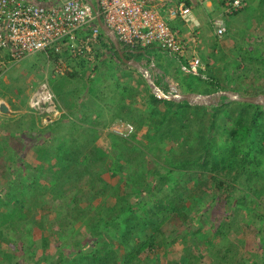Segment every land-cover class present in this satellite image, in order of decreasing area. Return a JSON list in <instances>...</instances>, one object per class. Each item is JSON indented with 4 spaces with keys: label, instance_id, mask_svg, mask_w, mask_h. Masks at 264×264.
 Masks as SVG:
<instances>
[{
    "label": "rangeland",
    "instance_id": "rangeland-1",
    "mask_svg": "<svg viewBox=\"0 0 264 264\" xmlns=\"http://www.w3.org/2000/svg\"><path fill=\"white\" fill-rule=\"evenodd\" d=\"M246 9L249 11H262L264 10V3L261 0H246L244 8L241 10ZM257 22L264 27L263 13H261ZM257 37L254 42L260 39L259 34ZM257 43L259 44V42ZM261 46L263 49L255 52L254 56L252 52L245 50L246 57H248L246 59H242L240 55L237 56L234 48H231L232 53L226 51L228 58H222L218 55L219 53H213L212 56L215 62L211 65L213 69L208 73H212L221 80L226 88L225 91H236L241 97L245 98L261 97L264 94V45ZM65 57L66 60L63 65L67 70L72 65V61L68 59V56L65 55ZM161 57H164L163 53ZM30 58H35L32 62L34 66L28 64L31 61ZM3 60L9 61L6 54ZM220 61L224 65L222 69L219 68L218 62ZM48 62L52 63L49 68ZM56 62L54 58L52 59V56L34 55L22 59L18 63L4 64V69L0 70V77L2 78L0 79V87L3 88V98L5 100L1 101V105L8 108L6 114L10 113L9 108L12 107L14 110L25 112L22 118L13 120V125L16 126L20 123L21 126L29 125L31 127L32 120L47 124L49 119L47 120L45 116L49 114L45 113V110L48 106H43L38 110L35 107L33 109L30 106V98L39 90L40 84L46 82V72L49 70L48 76L54 74V65H58ZM19 63H21L20 66ZM39 72L42 74L36 79L38 85L35 82L36 80H30L28 83L27 78H31V75L38 76ZM204 75H202L203 79L200 77L201 80H199L202 85L204 84V81H202L205 78ZM197 79L195 76L189 75L185 79H180L179 83L172 82L173 85H176V90L168 93H165L166 91L163 93L162 90L158 92L147 83L146 89L148 92L146 91V94L151 93L158 97L162 96V93L166 96L189 93L190 89L197 88H185V85L190 86L193 83L194 86H198ZM5 81H9V84ZM205 90H201L203 94H205ZM210 94H214L212 90ZM213 99L215 100L216 96H213ZM146 101L147 98L145 102L141 103L144 108L139 111H144V115L149 116L151 113L150 108L153 106L147 105L148 101ZM220 101L221 98L218 104ZM225 103L227 104L219 110L220 112L216 115L214 122L210 123L208 115L202 123L204 127L202 132L206 133L205 141L212 143L206 153L203 152L202 144L197 142V139L191 137L192 139L189 138L186 141L183 137L192 128V134L198 128H202L199 125L200 121L196 122L200 117V113H196L198 114L196 115L192 112V108H189L187 111L192 112V116L185 117L181 121L168 120L158 126L162 113L171 107L158 104L154 106L156 110L151 114V120H148L150 124H146L149 128L145 129L142 125V129L136 130L130 136L129 143L123 145L125 146L124 149L121 146L114 152V155L108 156L107 171L104 170L105 161L102 163L99 160L92 159V157H89L88 161H83L84 150L88 151L89 147L81 144L77 162L70 168L71 176L59 178L56 175L57 179H61L60 185L57 184L59 182L55 177L49 178L52 172L49 167L47 168L49 169L47 171L49 177L32 179L28 176L24 178L25 181L32 180L33 184L31 183L30 186L41 187V185H44V187L50 188L51 191L48 190L45 195L36 196L35 192L32 193V190H30L29 199L39 198L42 201L40 202L42 206L39 205L36 208L35 223L29 225L27 230L26 226L22 234H10L9 244L0 241V262L5 253L11 251L10 254L15 257L10 264H73L70 257L74 253L79 250H83L85 253L97 248L96 245L93 246L96 235L101 234L102 238L99 242L103 243L105 241L111 242L114 236L119 234V228L107 225V221L112 220L115 211H110V209L118 203L119 198L126 197L131 204L137 201V194L126 190L128 186H131L130 183L126 186L129 178L139 184L146 183L147 188H156L155 183H152L157 178L154 171L164 174L171 171L167 174L169 185L164 190L169 191V186L176 188L184 182V179L186 180L185 177L181 176L179 169L174 168V163L193 156L200 158L201 161H209L210 164L207 171H203L195 177L196 183L189 182V185L195 191L196 199H198L197 202L186 200L185 212L188 214L189 221L190 219L191 221L189 223L187 221L173 223V225L170 224L166 227L168 233L174 236L179 235V238L166 250L162 248L148 256L142 255L143 260L146 264H264V194L259 197L256 196L264 188V180L257 178L254 181H248L241 178L237 183H234V186L238 189L234 196L236 197L238 193L243 194L241 199L245 203L247 202L244 205L234 206L235 209L233 206L223 205L225 203L223 202L225 192L219 190L217 183L214 181V176L217 174L216 169H220V172L225 174L227 169L224 167H228L232 162L231 146L243 145L242 142L233 141L231 130L235 122L234 119L245 107L242 103L247 104L248 102L226 99ZM260 106L264 111V104ZM251 110L253 109L250 107L249 111ZM132 111L135 110L132 109ZM207 113L211 114L212 111ZM142 117L146 119L144 116ZM261 123H264V116ZM156 126L159 127L158 130H156ZM169 126L173 128V133L177 132L178 134L180 132L183 136L173 137L169 135L162 137ZM122 127L123 125L120 124L115 125L111 128V131L115 133L117 129ZM34 131H37V129ZM2 147L0 148V157L3 153ZM262 147L263 152L261 155L253 151L252 156H256L257 163L263 171L264 143ZM126 148H129V151ZM133 148L135 151L131 150ZM118 152L125 154L124 156L127 159L123 167H119V163L123 162V159L116 156ZM140 152H142V155H138ZM4 158L5 155L3 160ZM3 171H0V176L4 175ZM182 171L185 173L184 170ZM128 175L130 177L126 180ZM170 191L173 192L171 189ZM6 193L7 191L4 188V191L0 193V198L4 200L7 196ZM215 194L216 199L212 200ZM232 200H235L234 197ZM207 204H209V207ZM2 209L5 210L6 207L4 206ZM204 209H207V211ZM230 211H232L233 216L229 218L225 213ZM218 221H223V227L220 234H215ZM39 224L42 228H39ZM45 236L49 238L48 246L43 248L41 239ZM29 245L32 247L29 248ZM227 250L230 252V255H227L230 260L223 263L219 262L218 259ZM118 253L120 257L115 264H122V253L120 251Z\"/></svg>",
    "mask_w": 264,
    "mask_h": 264
},
{
    "label": "crops",
    "instance_id": "crops-1",
    "mask_svg": "<svg viewBox=\"0 0 264 264\" xmlns=\"http://www.w3.org/2000/svg\"><path fill=\"white\" fill-rule=\"evenodd\" d=\"M181 1L190 7V14L184 18H167L168 23L187 44L186 56L198 58L205 68L206 64L210 66L214 64L213 53H219L220 57L228 58L227 52L232 53L231 48H234L236 55L241 56L243 54L237 52V48L241 47L252 52L254 56L255 52L263 49L261 45H264V27L260 26L257 21L261 13L264 14V10L257 12L246 9L239 13L227 14L223 0H209L203 4L198 3L197 0ZM261 1L264 3V0ZM217 25L226 28V33L220 37L216 35ZM258 34L260 39L254 42ZM97 49L101 52L102 59L96 63L94 70H90L87 65L76 64L73 61L67 70L63 63L62 67L54 65V74L48 76L49 70L46 72L45 81L51 90L62 91L60 95L55 96L57 106L61 111L54 118L46 115V119H49L47 124L32 120L31 127L21 126L20 123L13 125V120L22 118L25 112L14 110L13 107L9 108V114L3 112L4 105H1V101L5 99L3 88L0 87V144H2L0 148L3 146L0 171L4 170V175L0 176V193L4 191V188L7 193L13 192L19 181L23 187L28 188L32 183V180H24L28 176L32 179L49 177L47 176L48 167L52 169L51 173L57 174L60 169L57 166L60 159L66 154H75L77 158L79 150L76 147L82 146L81 144L89 147L88 151L84 150L83 161H88L89 157L99 160L100 155V161L104 159L106 163L104 170L107 171L108 156L114 155L116 150L129 143V139H121L111 131V128L118 124L123 126L127 123L134 124L137 115L143 114L142 116L146 117L144 111H139L144 108L141 103L145 102L148 97L144 69L148 71L163 93L176 90V85L172 82L179 83L180 79H185L189 75L196 77L199 72V70L195 73L185 72L183 67L186 64L181 57L166 54L157 45L142 50L123 48L124 57L133 63L136 62V65H129L123 61L124 65H121L112 59L113 49L110 45H99ZM34 55L52 56V59L57 61L56 64L59 63L57 55L52 53L40 52ZM246 56L244 54L241 57L246 59L248 58ZM30 59L28 64L34 66L32 62L35 58ZM218 63L219 68H224L222 61ZM48 64V68L52 66L51 62ZM138 65L142 68L137 67ZM36 69L39 70L37 67ZM41 74L39 72L38 76L28 77V83L30 80L35 81ZM5 82L9 84V81ZM191 84L190 86L185 85V88L195 87L197 89H190L189 93L203 94L201 90L207 89L199 79H197L198 86ZM181 86L183 87L182 84ZM132 109L137 112H133ZM146 121L145 119V125L143 124L145 129L149 128L147 126L149 122ZM35 129L37 131H34ZM119 164V167H123L124 160ZM5 178L9 179L7 184ZM49 178H52V175ZM42 187L44 185H41ZM48 190L51 191L50 188ZM32 224L34 223L29 225Z\"/></svg>",
    "mask_w": 264,
    "mask_h": 264
},
{
    "label": "trees",
    "instance_id": "trees-1",
    "mask_svg": "<svg viewBox=\"0 0 264 264\" xmlns=\"http://www.w3.org/2000/svg\"><path fill=\"white\" fill-rule=\"evenodd\" d=\"M239 12H241V10L237 11L236 13ZM102 44L111 46V48L113 49L111 58L115 59L122 65V60L120 59L118 53L115 51L112 42L108 38L103 36ZM121 49L123 50V48ZM237 52L243 55L246 54V51L241 47L237 48ZM101 57V54H99L97 56V60L94 63H90L85 59H76L74 61L76 62V64L84 66L87 65L89 66L90 70H94V68L96 67V63L98 61H101ZM212 69L213 67L207 64L206 68L204 66V69L198 68L199 72H197L196 78L201 80L202 75L206 74L204 75V80H202L204 81V85L207 87V89L205 90V94H210L211 90L212 93L226 90L224 84H222L219 78L212 75V73H208ZM53 92L55 96L62 93V91H59L57 89H53ZM147 96L148 102H146L149 106L154 107L158 104H164L167 107L171 106L166 112L162 113L161 120L159 121L158 126H161L168 120L181 121V119L185 117L188 118V116H192L193 113H200V117L196 122L200 121L199 125H201L202 128H198L197 131H195L193 134V128L190 129L191 131L188 132L186 136H183V134L180 132L178 134L177 132L173 133V128L169 126L162 137L169 135L173 137L182 135L186 141L189 138L194 137L195 139H197V142H200L202 144L203 152L206 153V151L210 149L212 143L205 141L206 133L202 132L204 128L202 126V123L205 120V117H207L208 115V120H210V123L214 122L216 115L220 112L219 110L227 104L225 103L227 99L226 97L222 96L220 103L217 105L191 106L184 100L175 103L173 101L159 99L151 93H148ZM242 104H244L245 107H243L244 109L242 110V112L238 114V117L234 119L235 122L231 130V136L234 142H242L243 145H239L238 147L235 145L231 146L230 153L232 162L228 167H224L225 169H227V172L225 174H222V172H220V169H216L217 174L214 176V181L217 183L218 189L225 192V198L223 200V202L225 203H223V205L228 207L233 206L234 209L236 206L247 204V202L245 203V201L241 199L243 198V194L238 193L236 197L234 196L235 192L238 191V189L234 186V183H237L241 178H245L248 181H254L257 178H261L262 180H264V170L262 171L260 169L256 160V156H252L253 151L257 152L259 155H261L263 152L262 144L264 143V123H261V121L264 116V111L262 109V106L260 105H252L248 103ZM250 107L253 110L249 111ZM151 108L150 115L148 114L149 116L145 117L147 121L151 120V114L156 110L155 107L153 109ZM189 108H192L193 113L187 111ZM208 111H212V113L209 114L207 113ZM144 121L145 119L142 116L137 115L135 117L134 124H127L132 125L134 127V130L136 131L141 128V126L144 124ZM158 126H156V130L159 129ZM120 138L123 140H128L130 136L127 138H122L120 136ZM248 138H250V140H248ZM124 148L125 146L122 147V149ZM126 150L129 151V148H126ZM131 150L135 151L134 148ZM116 155L120 156L125 163L127 162V159L124 156L125 154H123L122 152H118ZM138 155H142V152H140V154ZM62 159H60L57 165L60 167L59 172H57V174L51 173L52 177L56 178V175H58L59 178L62 176H71L70 168L74 165V163L77 162L75 154H66ZM100 159L101 156L99 155V161ZM103 161L104 159H102V162ZM174 164V168L179 169V171L181 172V176L185 177L186 180L184 179V182L176 188H174V186H169V188L173 190V192H171L170 189H168L169 191H164L169 185L167 174H169V172L171 171H169L167 174L154 171L157 178L154 179V182L152 183H155L156 188H147L146 183H142L143 185L141 183L139 184L137 183V181H133L132 179H130V175H128L126 180L128 178L129 179L126 182V186H128L129 183L131 184V186H128L126 190H129L130 193H136L138 199L135 203L131 204L126 197L119 198L118 203L110 209V211H115L114 215L112 216V220L107 221V225L109 224L111 227L117 226L119 228V234L115 236L113 235L114 238L111 242L105 241L103 243L99 242V240L102 238L101 234L96 235L93 246L96 245L97 248H95L94 250H89L85 253L83 250H79L77 253H74L72 257H70L72 263L115 264V262L120 257L118 255V251H120L122 253V264H146L142 258V255L148 256L158 249L163 248L166 250L171 245H173L179 238V235L174 236L173 234L168 233L166 227H168L170 224L173 225V223L177 224L184 221H187L189 223L191 221V219L189 221L188 214L185 212L186 200L189 199L190 201L197 202L198 199H196L195 191L189 185V182L196 183L195 177L197 175H200L201 172L207 171L210 163L209 161H201L200 158L192 156L187 158L186 160L177 161ZM182 170H184L185 173ZM8 180L9 179L5 178L6 184ZM57 180L59 182L57 184L60 185L61 179ZM141 188L144 189L142 190ZM30 190H32V193L35 192L34 194H36V196H39L45 195L48 191V188H41L38 186H30V188H25L19 182L18 186L13 192L7 193V196L4 198V200L0 198V241L2 243L9 244L11 235L24 233L23 231L26 226L31 223H35L34 217L36 208L41 205L40 202L42 201L39 200V198L29 199L28 195ZM263 194L264 188L256 196L259 197ZM153 197L154 199L152 200ZM233 197L235 200H232ZM213 199H216V194L213 195L212 200ZM2 206H5L6 209H2ZM207 206L209 207V204H207ZM207 209L204 210L207 211ZM225 214L229 218L233 216L232 211L226 212ZM222 227L223 221H218L215 234H220V230ZM39 228H42L41 225ZM48 239V236H45L41 239V245L43 248H46L48 246ZM31 247L32 246L29 245V248ZM10 253L11 251L5 253L0 264H10L12 260H14L15 256L11 255ZM227 255H230V252L228 250L221 256V258L218 259V261L222 263L229 261L230 259L228 258L230 257H227Z\"/></svg>",
    "mask_w": 264,
    "mask_h": 264
},
{
    "label": "built area",
    "instance_id": "built-area-1",
    "mask_svg": "<svg viewBox=\"0 0 264 264\" xmlns=\"http://www.w3.org/2000/svg\"><path fill=\"white\" fill-rule=\"evenodd\" d=\"M206 1L197 0L200 4ZM223 1L225 12L234 14L244 8L246 0ZM93 4V0H0V70L5 63H18L40 52L57 55L59 67L65 55L72 62L85 59L94 63L101 53L97 46L107 36L99 22L108 27L122 48L142 50L158 45L162 52L181 57L185 72L203 68L198 58L186 56L187 44L168 23L167 18L190 14V7L181 0H98V12ZM225 32V27L217 25V36ZM5 54L9 61L3 60ZM39 87L30 98V106L37 110L48 106L45 113L57 117L61 109L54 92L46 82ZM134 131L127 124L115 133L127 138Z\"/></svg>",
    "mask_w": 264,
    "mask_h": 264
},
{
    "label": "water",
    "instance_id": "water-1",
    "mask_svg": "<svg viewBox=\"0 0 264 264\" xmlns=\"http://www.w3.org/2000/svg\"><path fill=\"white\" fill-rule=\"evenodd\" d=\"M93 7L96 12H98V0H94ZM102 30L107 33L108 38L111 40L115 50L117 51L120 59L129 65H136V62L133 63V61L128 60L124 57V52L120 49V45L118 41L116 40L115 36L112 34V32L108 29V27L101 22H99ZM140 69L142 68L140 65H138ZM145 75V79L147 83H149L152 87H154L158 92H161L159 87L155 84L153 81L151 75L148 73L146 69L143 71ZM213 96H216V99H213ZM224 96L229 100H239L243 102H248L256 105H263L264 104V94L261 97L258 98H245L241 97L237 92L234 91H220L217 93H214L212 95H203V94H198L195 92H190V93H185V94H173L170 96H166L162 93V96H158L159 99H168V100H175V101H186L189 105L191 106H211V105H217L220 98ZM3 112H7L6 107H2Z\"/></svg>",
    "mask_w": 264,
    "mask_h": 264
},
{
    "label": "clouds",
    "instance_id": "clouds-1",
    "mask_svg": "<svg viewBox=\"0 0 264 264\" xmlns=\"http://www.w3.org/2000/svg\"><path fill=\"white\" fill-rule=\"evenodd\" d=\"M94 1V0H93ZM226 33V32H225ZM106 38H108L107 36H105ZM220 37V36H219ZM109 39V38H108ZM110 40V39H109ZM102 41H103V39H102ZM101 41V42H102ZM100 45H102V43L100 44ZM120 45V44H119ZM122 47L120 46V49H121ZM122 50V49H121ZM116 51V50H115ZM117 52V51H116ZM59 64V63H58ZM203 66V65H202ZM202 69H204V66H203V68Z\"/></svg>",
    "mask_w": 264,
    "mask_h": 264
}]
</instances>
